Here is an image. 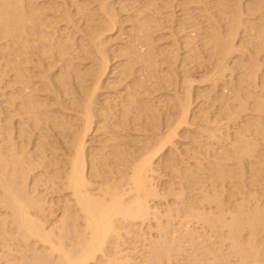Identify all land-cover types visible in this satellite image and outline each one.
<instances>
[{
	"label": "bare ground",
	"instance_id": "bare-ground-1",
	"mask_svg": "<svg viewBox=\"0 0 264 264\" xmlns=\"http://www.w3.org/2000/svg\"><path fill=\"white\" fill-rule=\"evenodd\" d=\"M125 1L0 0V264H134L116 252L138 225L161 264L206 234L264 264V0L207 1L203 25L173 0Z\"/></svg>",
	"mask_w": 264,
	"mask_h": 264
},
{
	"label": "rangeland",
	"instance_id": "rangeland-1",
	"mask_svg": "<svg viewBox=\"0 0 264 264\" xmlns=\"http://www.w3.org/2000/svg\"><path fill=\"white\" fill-rule=\"evenodd\" d=\"M127 1H129V0H127ZM127 1H125L124 4H126ZM173 1H174V3H172V11H173V12H172V16H173V19H174V17L176 18V19H174L175 21H178V20H180V19L183 18V16H182V15H184L183 10H185V8H187L189 13H190V12H191V13H192V12L194 13V14L192 13V14L194 15V17H192L191 20H192V21H196V20L198 19V20H197L198 24L201 23V24L203 25L204 23H203L202 21L204 20V19H203V18H204V17H203V16H204V14H203L204 12H203V11L201 12L200 8H202L203 5L205 4V2L207 3V1H210V2L208 3V4H209L208 6H210L211 3H212L211 1H213V0H205L204 2H203V0H202V1L199 0V1H201V2L203 3V4H202V3H199V4H201L200 6H199L198 3H197V5H196V4H195L196 2H194V3H191V2H190V3H191V4H190V3H189L190 0H188V1H187V0H182V1H181V0H176L178 4L176 3L175 0H173ZM186 1L188 2L187 4H184V5L181 4V2H185V3H186ZM215 1H216V0H214L213 3H215ZM245 1L248 2L249 0H244V1H243V2H244L243 4L247 3V2H245ZM253 1H254V0H251V2H253ZM158 2H159V1H158ZM175 3H176V4H175ZM229 3H231V4L233 3L231 6H230V4H229V6H230L229 10H230V9H231V10H233V9L236 10V6L234 5V4H235V1L232 0V2L230 1ZM188 4H190L191 7H190ZM192 4H195V5L193 6ZM218 4H219V3H218ZM218 4H217V7H218ZM176 5H177V6H176ZM187 5H188V6H187ZM175 6H176V7H175ZM180 6H184V7H182L183 9H180V8H181ZM185 6H187V7H185ZM195 6H197V8H199L198 11H196L197 9L195 8ZM229 6H226V7H225V10H227V12H229V10H228V8H227V7H229ZM232 6H234V7H232ZM117 7L119 8V6H117ZM231 7H232L233 9H232ZM175 8H176V9H175ZM189 8H191V9H192V8H195V9H192V10L190 9V11H189ZM263 8H264V7H263ZM263 8H261V9H262V10L260 11L261 13H262V11L264 10ZM166 9H169L168 11H170V8H169V7H168V8L165 7V9H163V7H162V9H161L163 12H164V11L166 12V13H164V14H167V12H168ZM180 10H181V11H180ZM193 10H194V11H193ZM231 10H230V11H231ZM174 11H175V12H174ZM178 11H179V12H178ZM185 11H187V10H185ZM185 11H184V12H185ZM216 11H217V10H214L213 12H216ZM127 12H130V11H127ZM176 12H177L178 14H177ZM180 12H181V13H180ZM213 12H211V15H214V14H215V16H216V13H217V12L214 13V14H212ZM260 12H259V13H260ZM263 12H264V11H263ZM122 13H123V14H122ZM122 13L120 14V12H119V14H120L121 16H123V17L126 16V15H128V14H125L124 12H122ZM174 13H175V14H174ZM196 13L200 14V16H198V14H196ZM261 13H260V14H261ZM173 14H174L175 16H174ZM176 14H177V15H176ZM180 14H181V15H180ZM192 14H191V15H192ZM195 14H196V16H195ZM217 14H218V13H217ZM244 14H245V13H244ZM244 14L242 15L244 19H245V18L248 19V18L250 17L249 14L246 13L247 15L245 14V16H244ZM193 15H192V16H193ZM201 15H203V16H201ZM256 15H258V13H256L255 16H256ZM261 15H263V17H264V13L261 14ZM180 16H181V17H180ZM217 16H218V15H217ZM246 16H248V17H246ZM251 16H252V17H255V16H253V15H251ZM179 17H180V18H179ZM196 17H197V18H196ZM199 17H200V18H199ZM171 18H172V17H171ZM200 19H203V20H200ZM249 19H250V18H249ZM188 21H189V20H186L185 23H183V27H184L183 30H182V31H184L183 33H182V31L180 32V31H178L177 28H175L176 31H175V36L173 35V38H174V37H177V38H174V39H175V40L177 39L178 41H177V40H176V41L179 42V43H182L181 41H182V39H183V35H184V33L186 32V29H185V28L188 29V27H189V25H188L189 22H188ZM192 21H191L192 24H193V23H194V24L196 23V22H192ZM199 21H200V22H199ZM187 23H188V24H187ZM221 23L224 24V21H222ZM221 23H220V24H221ZM168 24H169V23H167V24L165 23V25H168ZM186 24H187V25H186ZM223 24H221V25H223ZM225 24H226V23H225ZM129 25H130V24H129ZM184 25H186V26H188V27H186V26H184ZM245 25H248V24L245 23ZM176 26H177V25H176ZM166 30H167V31H166ZM166 30H163V32L161 31V33H162V34H165V36H166V37L164 36V38H166V39H163V38L161 39V40H163V41H164V40H165V41H168V39L171 38V37L168 36V35H169L168 33H170L169 29H166ZM199 30H200V31H201V30L203 31V29H198V31H199ZM202 31H201V32H202ZM179 32H180V33H179ZM241 32H242V31H241ZM241 32H240V36H241V35L243 36V34H248V33H243V34H242ZM176 33H179V34L177 35ZM181 34H183V35H181ZM167 36H168V37H167ZM179 36H180V37H179ZM242 36H241V37H242ZM247 36H248V35H247ZM247 36H246V37H247ZM178 38H179L181 41H180ZM171 40H172V39H169L168 42H170ZM235 41H236V40H235ZM168 42H164V44H166V43H168ZM110 43H113V41L110 42ZM161 43H163V42L161 41L160 44H161ZM240 47H242V48L244 49V45H243V46L240 45L239 48H240ZM246 47H247V46L245 45L244 54L241 53V57H244V58H242V59H244V60H247V59H248V54H247V52H245V50H246L248 47H247V48H246ZM182 48H183V50H182ZM242 48H241V52L243 51ZM180 49H181V50H180V51L178 50V52H179V54H181V55L183 54V57H182V58L184 59L185 55H187V54H185L186 52H185L184 47H181ZM248 49H249V48H248ZM248 49H247V51H248ZM251 49L254 50V48H250L249 50H251ZM261 50H263V49H261ZM181 51H182L183 53H182ZM180 52H181V53H180ZM249 52L252 53L251 51H249ZM249 52H248V53H249ZM253 52H254V51H253ZM261 52H262V51H261ZM261 52H259V54H258V55L260 56V57L258 56V58L261 59V63H260V62H259V63H260L262 66H264V63H262V62H263L262 59L264 58L262 55H264V53L262 54ZM263 52H264V50H263ZM250 53H249V57H250ZM242 54H243L244 56H243ZM199 56H200V58H198ZM199 56L194 55L192 58H190V60L192 59V60L190 61V64L194 65V66H192V67L189 65V62H185L186 64L189 65V68L187 69V70H188L187 72L190 71V74L187 73V75H188V76L190 75L189 78H192V79L194 78V80H195L196 83H198L196 80H198L199 82H201L200 78H203V77H202V76H203V70L199 67L200 64H198V61H199L201 58L204 57V54H203V55L200 54ZM245 56H246V57H245ZM179 58H180V56H179ZM182 58H181V60H182ZM194 58H195V59H194ZM246 58H247V59H246ZM237 59H238V58H236V60H237ZM191 62H193V63H191ZM176 63L178 64V62H176ZM177 64H176V65H177ZM186 64H183V65L186 66ZM179 65L183 66L182 63H180V62H179ZM230 65H231V64H230ZM164 66H165V65H164ZM181 66H180V69H181ZM231 66H232V65H231ZM262 66H260V68H261V70H262V72H263V71H264V69H263L264 67H262ZM187 67H188V66H186V68H187ZM190 67H191V68H190ZM194 67H196L197 69H198V67H199V69L197 70V69L194 68ZM182 69H183V68H182ZM189 69H191V70H189ZM194 70H196V71H194ZM200 71H201V73H202L201 75H200ZM232 71H234V73L237 72V70H232ZM234 73H233V74H234ZM235 74H236V73H235ZM235 74H234V75H235ZM263 74H264V73H263ZM192 76H193V77H192ZM196 83H194V84H196ZM200 84H202V83H198V84H196V85L201 86ZM196 85H195V87H198V86H196ZM202 85H203V84H202ZM216 104H217V103H216ZM163 177H164V179H165L166 176L163 175ZM163 177H162V180H163ZM176 219H177V218H176ZM199 226H200V225H199ZM142 227H143V228H142ZM192 227L194 228L195 225H193ZM196 227H198V225H196ZM196 227H195V229L197 230L196 233L199 232L198 234H200V233L202 232V229H204L203 231H205V227H204V228H200V227H202V226H200V227H198V228H196ZM138 228H141V229H144V230H145V233H144V234H145V235H144V236H145V237H144L145 239H144V238L142 239V237H141V239H138V238H137L138 240H134V239H133L134 235H133L132 237L129 236V238L126 239L125 236H127V235H124V237H123V234H122V237L125 238V240H121V241H122V242H123V241H126V242H123L125 246H124V245L122 244V242H120V241H119L120 244L117 243V240H118V239H116V240H113V239H112L114 242H112V240H111L112 243H110V245H111V244L113 245V243H114L113 246H115V248L112 249V250L115 251V249H116V245H115V243H116V244H117V247H119L120 245H121L122 247H126L127 250H125V251H128L129 248H130V250H133V251H134L133 253L129 252V253L131 254V256L134 255L135 252L137 253V252L139 251L137 254H135V255H137V256H132V259L134 260V262H133L134 264H141V262H142L143 264H144V263L149 264V263H147V262H150V264H152L153 262H154L153 264H155V263H156V264H157V263H160V262H161L160 260H159L160 262H158V261L156 260L157 258L155 259V258L152 256V255H154L155 253H154V254H151V256H148V255H150L149 252H152V250H153V249H151L152 246H153V248H154V245L157 244L158 246H160L161 243H162V242L155 241V240H157V239L159 238V237H156V235H155L156 232L154 231L155 233H153V230H152L151 228H150V230H151V231H150V230H148L149 228H147V226L144 227V225H143V226H142V225H138ZM146 228H147V229H146ZM196 230H195V231H196ZM198 230H199V231H198ZM121 232H122V231H121ZM151 234H152L153 237L150 236ZM201 234H206V233L203 232V233H201ZM154 236H155L156 238H154ZM205 236L207 237V234H206ZM205 236H204V237H205ZM208 236H209V235H208ZM122 237H121V238H122ZM127 237H128V236H127ZM202 237H203V235H201L200 241H199V239L193 240V241H195V243H196V241H197L198 243L200 242L199 244H198V243L196 244L197 247L194 246L195 244H192V241H191L190 246H189V245H188V246H187V245L185 246V245H184L185 243H186V244H189L190 242L186 240L187 238L185 239L186 242H185V240H184L183 238H180V239H181L180 242H181L185 247H184L182 244H181V245L178 244L180 248L177 247L178 245H177L175 248H176L177 250H178V248H179V249H180V250H178L179 252H177V251L174 250V249H171V250H173L174 253H175V254H174V253L172 252V253H173L172 255H171V252H169V251H170V250H169L170 248H168V252L170 253V255H166L168 252H164V251L167 250V249H166L167 247H166V248L164 247L165 249H163V246H160V249H161V250H162V249L164 250V251H163V254L161 255V257H163V255H164V253H165V258H164V259L162 258V259H163V260H162L161 257H160L159 259L162 260V264H165V261H166L165 259H167L169 256H172V257H170L171 259H168V261H169V260H172V261H170V263L168 262L169 264H184V263L187 264L186 262H188V264H191V263H193L194 261L196 262V264H204V263H206V262H208V261H210V260H211V261L213 260V256H212L211 254H213V253L215 252V251L213 250V252H212L211 254H210V253H209V254H208V253H205V252H208V251H207L208 249H207V250L205 249L206 251L204 252V246H205V248H206V246H207V248H209V250L211 249L210 252L212 251V247H213V249H216V252H217V251H218V252L221 251V253L223 252V254H222L221 256L217 255L216 252H215V256L217 255V256H216V257H217V261H214V262L212 261L213 264H214V263H215V264H216V263H217V264H223V263H224V264H225V263H226V264H229L228 262H230V264H231V263H232V264H234V263L236 264L237 260H235V257H234V259H232V260H231V258H228V256H229L228 254H231V253H228L230 250L227 249V248L229 247V246H227V244H220L219 241H218L219 238L217 239V237H216L217 240H214V239H213V238H215V236H213V237H212V236H211V237L209 236L210 239L212 238L213 242H212V240L207 239L208 237H207V238L205 237L207 240L204 239V237H203V242H204V243H202ZM134 238H135V237H134ZM160 238H161V237H160ZM129 239H131V240L128 241ZM182 239H183V240H182ZM143 240H144V241H143ZM152 240H153V241H152ZM158 240H159V239H158ZM165 240H166V238H165ZM188 240H189V239H188ZM204 240H205V241H204ZM209 240H210V241H209ZM127 241H128V244H127ZM150 241H152V242H150ZM154 241H155L156 243H155ZM159 241H162V239L159 240ZM163 241H164V240H163ZM206 241H207V243H206ZM214 241H216V242H214ZM217 241H218V242H217ZM129 242H130V243H129ZM208 242H210V243H208ZM211 242H212V244H211ZM132 243H133V244H132ZM152 243H153V244H152ZM193 243H194V242H193ZM215 243H216V245H218V246H222V247L219 249V247H217V246H213V245H215ZM118 244H119V246H118ZM130 244H131V245H130ZM162 244H165V243H162ZM200 244H202V246H203V245H204V246L202 247ZM127 245H128V246H127ZM129 245H130L131 247H132V246H133V247L131 248ZM157 245H156V247L154 248L155 250H157V247H158ZM191 245H192V248H190ZM210 245H211L212 247H211ZM113 246H112V247H113ZM121 246H120L121 249H118L119 251H117V249H116V251H117V252H116V255H117L118 252H119V254H121L122 252H124V249L122 250V247H121ZM134 246H135V247H134ZM148 246H149V248L147 249ZM200 246H201L202 248H201ZM209 246H210L211 248H210ZM224 246L227 247L226 250H223V249H225ZM23 247H24L25 249H24ZM128 247H129V248H128ZM188 247H189L191 250H189ZM216 247H217L219 250H218ZM134 248L137 249V250L135 251ZM181 248H182V251H183V252L181 251ZM193 248H194V250H193ZM18 249H20V250H18V252H20V253H18V254H21L22 252H24V251H22V250H26V249H27V250H26L24 253H22L21 255H23V254H29V255H31L29 252H30V251H31L32 253L34 252L33 250H31V247H28V246H22V245H20ZM150 249H151V250H150ZM195 249H196V250H195ZM198 249H199V250H198ZM201 249H203V250H201ZM28 250H29V251H28ZM39 250H40V249L38 248L37 251H39ZM121 250H122V251H121ZM148 250H149V251H148ZM158 250H159V248H158ZM161 250H160V251H161ZM228 250H229V251H228ZM113 251H111V248H110V252H113ZM145 251H146V252H145ZM175 251H176L177 253H176ZM190 251H191L192 253L195 251V252H194L195 254L193 255V257L190 256V254L192 255V253H191ZM224 251H226V252H224ZM35 252H36V251H35ZM35 252L33 253V255H34L33 257H32V255H31V257H32L31 260L29 259V257H30L29 255H25L24 257L29 256L28 259H27V258H24V259L19 258V259L17 260L18 263H21V264H24L25 262L28 263L29 261H26V259H27V260H30V261H34V259H36L35 256L40 257V256H38V255H40V254L36 252V253L38 254V255H37ZM120 252H121V253H120ZM181 252H182V253H181ZM189 252H190V253H189ZM198 252H199V253H198ZM200 252H202V253L204 254L203 257H201V253H200ZM218 252H217V253H218ZM129 253L126 252V254H129ZM142 253H143V254H142ZM152 253H153V252H152ZM179 253H180V254H179ZM186 253H187V254H186ZM221 253H220V254H221ZM224 253H226L227 255L224 254ZM119 254H118L117 256H119ZM140 254H141V255H140ZM160 254H161V253H160ZM182 254H183V255H182ZM198 254H199L200 256H199V258H196V257H198ZM114 255H115V254H114ZM122 255H123V254H122ZM122 255H121V256H122ZM143 255H144V256H143ZM173 255H175V256H173ZM177 255H178V256H177ZM186 255L189 256V257H187ZM208 255H209L210 258L208 257ZM225 255H226V256H225ZM141 256H142V257H141ZM166 256H167V257H166ZM206 256H207L208 258H207ZM218 256H219V258L221 257L219 260H218ZM31 257H30V258H31ZM133 257H134V258H133ZM143 257H145V258H143ZM146 257H147L148 259H147ZM151 257H152V258H151ZM176 257H178V258H176ZM185 257H186V260L184 259ZM200 257H201V259H200ZM205 257L207 258L206 260H205ZM226 257L228 258V260L226 259ZM230 257H231V255H230ZM137 258H138V259H137ZM181 258H182L183 260H182ZM192 258H193V259L196 258V259H198V260L196 261V260H193ZM203 258H204V259H203ZM211 258H212V259H211ZM224 258H225V260H224ZM232 258H233V257H232ZM140 259H141V260H140ZM143 259H144V260H143ZM145 259H146L147 261H146ZM150 259L152 260V263H151V260H150ZM153 259H154V260H153ZM173 259H174V260H173ZM176 259H177V260L180 259L179 262H177ZM208 259H210V260H208ZM215 259H216V258H215ZM23 260H24L25 262H24ZM38 260H39V258H37V261H38ZM42 260H43V259H40L38 262L42 263V262H41ZM136 260H137V261H136ZM139 260H140V261H139ZM155 260H156V262H155ZM189 260H190V261H189ZM199 260H200V261H199ZM233 260H235L236 262H234ZM17 261H16V262H17ZM35 261H36V260H35ZM135 261H136V262H135ZM145 261H146V262H145ZM182 261H183V263H182ZM201 261H203V263H202ZM205 261H206V262H205ZM211 261H210V262H211ZM219 261H222V262L224 261V262H223V263H218ZM227 261H228V262H227ZM44 262H45V260H44ZM138 262H140V263H138ZM166 262H167V261H166ZM199 262H201V263H199ZM210 262H208V263H210ZM29 263H30V262H29ZM29 263H28V264H29ZM31 263H32V262H31ZM40 263H39V264H40ZM46 263H47V262H46ZM46 263H44V264H46ZM208 263H206V264H208ZM212 263H210V264H212ZM25 264H26V263H25ZM160 264H161V263H160ZM193 264H195V263H193Z\"/></svg>",
	"mask_w": 264,
	"mask_h": 264
}]
</instances>
